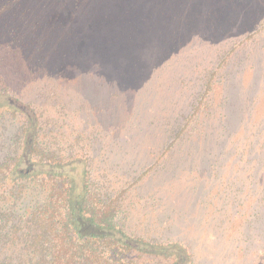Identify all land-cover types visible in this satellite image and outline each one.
<instances>
[{
    "label": "rangeland",
    "instance_id": "obj_1",
    "mask_svg": "<svg viewBox=\"0 0 264 264\" xmlns=\"http://www.w3.org/2000/svg\"><path fill=\"white\" fill-rule=\"evenodd\" d=\"M263 19L264 0H1L0 155L24 125L9 105L31 106L51 149L129 190L125 231L187 264H264V38L241 43ZM234 46L210 111L177 135Z\"/></svg>",
    "mask_w": 264,
    "mask_h": 264
},
{
    "label": "trees",
    "instance_id": "obj_2",
    "mask_svg": "<svg viewBox=\"0 0 264 264\" xmlns=\"http://www.w3.org/2000/svg\"><path fill=\"white\" fill-rule=\"evenodd\" d=\"M49 17L51 21L54 15ZM262 38L264 19L241 43ZM236 50H225L206 75L177 135L210 111L216 80ZM9 108L21 115L24 125L0 155V264H152L150 256L157 262L163 258L167 264H187L180 246L156 247L147 237L121 227L126 187L114 195L101 190L91 177L86 154L51 149L40 137L41 122L31 106L14 103ZM78 170L80 188L74 176ZM31 195V204L24 205Z\"/></svg>",
    "mask_w": 264,
    "mask_h": 264
}]
</instances>
